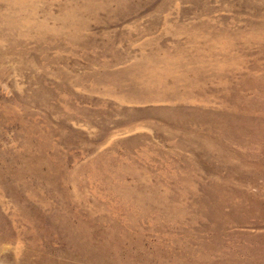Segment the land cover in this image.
I'll use <instances>...</instances> for the list:
<instances>
[{"label":"rangeland","instance_id":"1","mask_svg":"<svg viewBox=\"0 0 264 264\" xmlns=\"http://www.w3.org/2000/svg\"><path fill=\"white\" fill-rule=\"evenodd\" d=\"M263 83L264 0H0V264H264Z\"/></svg>","mask_w":264,"mask_h":264},{"label":"bare ground","instance_id":"2","mask_svg":"<svg viewBox=\"0 0 264 264\" xmlns=\"http://www.w3.org/2000/svg\"><path fill=\"white\" fill-rule=\"evenodd\" d=\"M263 87H264V83H263ZM67 240H68L69 244H71L74 247V237L70 235ZM37 261L38 260L30 262V260L25 259V261L23 262V264H39V262H37Z\"/></svg>","mask_w":264,"mask_h":264}]
</instances>
